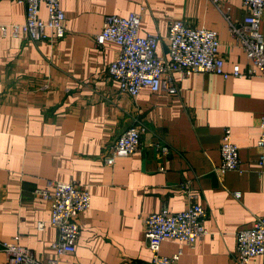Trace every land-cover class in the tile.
Listing matches in <instances>:
<instances>
[{
	"label": "crops",
	"instance_id": "crops-1",
	"mask_svg": "<svg viewBox=\"0 0 264 264\" xmlns=\"http://www.w3.org/2000/svg\"><path fill=\"white\" fill-rule=\"evenodd\" d=\"M59 1L66 36L34 43L12 35L11 26L24 23V4L0 0V241L19 236L42 262L152 264L144 217L196 202L207 210V235L192 246L164 241L159 253L180 252L177 264H238L236 232L254 217L264 218L257 147L264 78L176 73L177 95L145 88L131 98L107 72L119 45L98 46L95 36L105 16L137 12L139 35H158L156 54L167 57L168 26L183 20L216 32L226 71L245 70L246 56L229 32V21L244 19L241 0H218L217 6L211 0ZM40 17H47L44 7ZM260 32L264 40V12ZM135 120L146 126L140 151L105 165L106 149ZM226 128L238 148L239 169L218 173ZM160 146L168 148L166 155ZM45 180L77 181L90 192L74 253L56 256L52 248L57 231L49 204L32 194ZM0 264H6L1 251ZM248 264H264V253Z\"/></svg>",
	"mask_w": 264,
	"mask_h": 264
},
{
	"label": "built area",
	"instance_id": "built-area-1",
	"mask_svg": "<svg viewBox=\"0 0 264 264\" xmlns=\"http://www.w3.org/2000/svg\"><path fill=\"white\" fill-rule=\"evenodd\" d=\"M25 6L23 24L11 26L12 35H20L30 42L59 41L66 36L65 14L59 0H19ZM218 5V0H211ZM245 11L241 23L229 21V32L235 46L247 59V68L234 66L231 71L224 68L225 59L220 53V41L215 31L195 28L183 20L170 22L166 35L168 56L156 54L159 37L156 34L139 35L141 14L131 12L126 17L105 16L103 28L95 36V43L102 46L111 41L119 45L118 57L108 66V76L117 82L119 91L131 98L148 88L152 92L179 93L175 74L183 77L190 74L212 73L228 78H264V40L260 22L264 12V0H241ZM44 7L47 17H40ZM51 33L48 34L47 31ZM4 34L6 28H3ZM260 137L257 142L259 164H264V116L259 121ZM146 126L141 120L116 138L102 156L103 163L112 166L117 158L126 157L141 149V138ZM166 155L168 148L160 146ZM221 164L215 168L218 173L239 169L238 148L231 140V130L226 128L220 139ZM33 195L46 201L50 207V224L57 231L52 243L56 256L74 253L80 235L79 215L90 208L91 196L87 187L77 181L60 182L45 180L42 188H36ZM238 196L239 194H235ZM207 210L196 202L178 212L163 207L159 212L144 217V236L147 248L152 254V264H177L180 252L171 256L159 253L161 243L167 240L192 246L207 235L204 227ZM43 224H39L42 228ZM236 261L248 264L249 260L264 253V218L254 217L249 228L236 232ZM0 251L6 256V264H56L55 260L42 262L19 243V236L10 241H0Z\"/></svg>",
	"mask_w": 264,
	"mask_h": 264
}]
</instances>
